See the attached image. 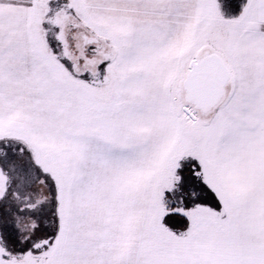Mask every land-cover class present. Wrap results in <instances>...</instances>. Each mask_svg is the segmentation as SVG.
<instances>
[{"label":"snow or ice","instance_id":"snow-or-ice-1","mask_svg":"<svg viewBox=\"0 0 264 264\" xmlns=\"http://www.w3.org/2000/svg\"><path fill=\"white\" fill-rule=\"evenodd\" d=\"M0 264H264V0H0Z\"/></svg>","mask_w":264,"mask_h":264}]
</instances>
